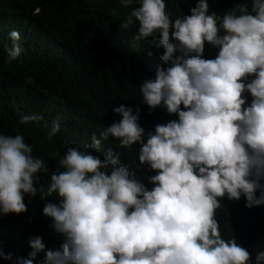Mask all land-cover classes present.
<instances>
[{
  "label": "clouds",
  "instance_id": "1",
  "mask_svg": "<svg viewBox=\"0 0 264 264\" xmlns=\"http://www.w3.org/2000/svg\"><path fill=\"white\" fill-rule=\"evenodd\" d=\"M133 2L121 0L126 8ZM136 3L120 27L128 29L134 17L136 41L159 35L160 59L169 66H158L140 93L150 110L164 107L171 121L145 135L138 106L135 114L124 104L113 108L120 121L99 138L94 133L91 148L100 151L109 138L121 148L140 144L136 168L122 165L112 148L102 159L77 144L47 188L37 186L44 161L24 136L0 134V214L25 213L26 196L45 200L55 193L59 203L46 202L42 215L63 237L58 250L45 251L43 238L34 237L28 258L2 249L0 258L33 264L43 252V264H251L247 248L222 237L216 213L225 197L243 196L249 209L264 206V0H251V11L242 0L222 17L209 14L208 0H197L190 15L174 21L165 0ZM9 36L11 63L24 49L19 31ZM40 119L26 115L20 122ZM59 130L54 120L49 137ZM140 165L156 172L148 177L151 190L136 177ZM255 260L264 264V251Z\"/></svg>",
  "mask_w": 264,
  "mask_h": 264
},
{
  "label": "trees",
  "instance_id": "2",
  "mask_svg": "<svg viewBox=\"0 0 264 264\" xmlns=\"http://www.w3.org/2000/svg\"><path fill=\"white\" fill-rule=\"evenodd\" d=\"M241 2L208 0L209 14L222 17ZM247 2L251 11V0ZM165 3L174 21L190 15L197 0ZM138 6L136 0L127 8L121 0H0V134H22L33 156L44 161L45 167L37 174L38 187L47 188L66 150L77 144L88 145L102 159L112 148L121 154L122 165L136 168L140 144L121 148L118 140L109 138L100 151L91 148L94 133L99 138L100 131L120 121L112 109L121 104L133 108L134 114L140 108L138 123L145 135L154 132L157 124L167 123L165 119L171 121L164 107L150 110L140 93V84L154 79L158 66H169L160 59L164 49L158 47L159 35L136 41L139 25L134 17L128 29L120 27ZM13 30L19 31L24 51L18 61L8 63ZM209 55L205 50L203 58ZM148 61L150 65L144 63ZM26 115L43 119L22 124ZM54 120L60 130L50 138ZM155 174L147 165L136 170V177L149 190L153 185L148 177ZM46 202L59 203V197L55 193L45 200L26 196L27 212L0 214V249L5 254L28 258L29 241L34 237L43 238L45 251L59 249L63 237L52 228L51 218L42 215ZM220 203L216 218L222 237H235L252 254L251 264H256L257 253L264 251V206L249 209L243 196L238 201L225 197ZM43 261L42 252L33 264ZM0 264L13 261L0 258Z\"/></svg>",
  "mask_w": 264,
  "mask_h": 264
}]
</instances>
